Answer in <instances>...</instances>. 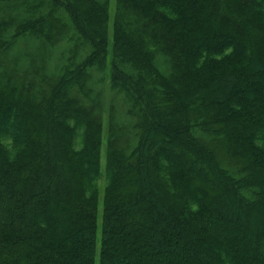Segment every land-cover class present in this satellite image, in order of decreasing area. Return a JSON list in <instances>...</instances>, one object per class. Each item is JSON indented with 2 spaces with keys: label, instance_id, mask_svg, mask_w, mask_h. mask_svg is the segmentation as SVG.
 <instances>
[{
  "label": "trees",
  "instance_id": "1",
  "mask_svg": "<svg viewBox=\"0 0 264 264\" xmlns=\"http://www.w3.org/2000/svg\"><path fill=\"white\" fill-rule=\"evenodd\" d=\"M24 1L0 61L70 55L40 97L0 62V264H264V0Z\"/></svg>",
  "mask_w": 264,
  "mask_h": 264
},
{
  "label": "rangeland",
  "instance_id": "2",
  "mask_svg": "<svg viewBox=\"0 0 264 264\" xmlns=\"http://www.w3.org/2000/svg\"><path fill=\"white\" fill-rule=\"evenodd\" d=\"M118 7L119 5L117 3V0H109L110 24L117 17L116 13L119 11ZM124 12L125 14L123 15V18L126 21L125 27L127 29L135 28L137 15H135L133 12H129L128 10H124ZM28 14L29 13H27V4L24 0L0 2V21L12 19L14 20V22H17L25 18ZM66 45L67 44L63 42V44L60 45L58 49L55 48L54 50L51 49L49 50L47 49V47L36 48L34 40H31L30 42L27 43L22 41L19 45L15 47L18 56L17 58H15V60H11L13 58L4 55V59L0 61L1 63L4 64V67L1 70L3 72L9 71V74H11L13 77H17L20 79V81L24 82V85L26 86V90L32 91L34 94L40 97L41 95L39 93L44 92L48 88V83L45 82L47 73L50 74L52 73L53 69L55 68L56 62L60 57V53L62 51H65ZM26 51H30L31 53L30 54L24 53ZM69 55L70 54H68L67 51L64 52L65 57H68ZM98 76H100V74L95 73L92 78H97ZM91 85H93L94 88L93 91L94 95L97 97V99L99 98V102L101 100L103 105L99 104V102L92 101L91 99H89V97L83 95L82 93H80L79 95L81 97V100L86 105L91 106L93 104L94 110L96 111V113H98L97 115L99 116L100 129L102 132L101 134L102 143L104 145L108 141L107 135L110 129V127L108 126L110 122L111 113L110 110H108V107L111 105V102H113L112 96H116V95L114 94V92L110 91V89L106 84H102L100 81H98V83L96 84L92 83ZM113 103L118 111L120 110L123 111L125 107L124 104H122L117 99ZM117 139L119 140L117 141L116 145L122 147L124 143H126L125 139L127 138L119 137ZM101 160L102 162L104 161V149H102ZM103 187H104L103 183L98 185L100 191L99 213H101L102 211L101 198L103 196ZM100 222L101 219H99V223ZM99 233L100 232H98V235ZM97 250H98V244H97Z\"/></svg>",
  "mask_w": 264,
  "mask_h": 264
}]
</instances>
